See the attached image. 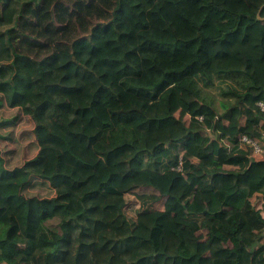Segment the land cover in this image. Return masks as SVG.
Segmentation results:
<instances>
[{
  "label": "trees",
  "instance_id": "trees-1",
  "mask_svg": "<svg viewBox=\"0 0 264 264\" xmlns=\"http://www.w3.org/2000/svg\"><path fill=\"white\" fill-rule=\"evenodd\" d=\"M259 101L264 0H0V264H264Z\"/></svg>",
  "mask_w": 264,
  "mask_h": 264
},
{
  "label": "rangeland",
  "instance_id": "rangeland-1",
  "mask_svg": "<svg viewBox=\"0 0 264 264\" xmlns=\"http://www.w3.org/2000/svg\"><path fill=\"white\" fill-rule=\"evenodd\" d=\"M241 59H243L245 63L254 65L252 60L250 59V57L248 55H244V54H241L239 52H234V54L232 55V57H230L228 59V61L231 62L233 65H236L235 62L238 60H241ZM210 121H211V119H210ZM213 121L214 122L217 121L216 118H214ZM231 131H233V128ZM144 192H158V190L152 186L142 187L140 189H137L135 193L127 195V200L129 202V205H130V207H128V209L133 210V209L138 208L140 206V202L138 200V194L144 193ZM155 204H157V203L155 202ZM162 207H163L162 202L157 204L158 210H164V208H162ZM32 223H33V225L39 224L38 221H33ZM44 223L48 227H50V228H52L58 232H62V226H61L62 220L60 218H58V217L50 218L48 220H45ZM167 228H171L170 223L167 224Z\"/></svg>",
  "mask_w": 264,
  "mask_h": 264
},
{
  "label": "built area",
  "instance_id": "built-area-1",
  "mask_svg": "<svg viewBox=\"0 0 264 264\" xmlns=\"http://www.w3.org/2000/svg\"><path fill=\"white\" fill-rule=\"evenodd\" d=\"M259 106H261L262 109H264V101H259ZM202 118V116H201ZM242 140L251 143L256 150H260V146L258 144V142L256 140H254L253 138L247 136V135H243ZM179 169H181V166L179 167Z\"/></svg>",
  "mask_w": 264,
  "mask_h": 264
},
{
  "label": "crops",
  "instance_id": "crops-1",
  "mask_svg": "<svg viewBox=\"0 0 264 264\" xmlns=\"http://www.w3.org/2000/svg\"><path fill=\"white\" fill-rule=\"evenodd\" d=\"M165 201H166V197H163L159 201H157L156 203L158 204V203H161L162 202V204H163V207L162 208H164ZM157 204H155L156 208H157Z\"/></svg>",
  "mask_w": 264,
  "mask_h": 264
},
{
  "label": "water",
  "instance_id": "water-1",
  "mask_svg": "<svg viewBox=\"0 0 264 264\" xmlns=\"http://www.w3.org/2000/svg\"><path fill=\"white\" fill-rule=\"evenodd\" d=\"M258 15H259V17H261V10H260V12H259V14H258Z\"/></svg>",
  "mask_w": 264,
  "mask_h": 264
}]
</instances>
